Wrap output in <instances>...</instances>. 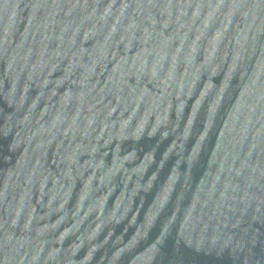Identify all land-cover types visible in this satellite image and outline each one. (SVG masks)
<instances>
[{
  "label": "water",
  "instance_id": "95a60500",
  "mask_svg": "<svg viewBox=\"0 0 264 264\" xmlns=\"http://www.w3.org/2000/svg\"><path fill=\"white\" fill-rule=\"evenodd\" d=\"M0 264H264V0H0Z\"/></svg>",
  "mask_w": 264,
  "mask_h": 264
}]
</instances>
